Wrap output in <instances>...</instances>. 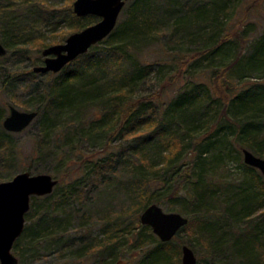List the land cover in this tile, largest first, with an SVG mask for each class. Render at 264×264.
Wrapping results in <instances>:
<instances>
[{
  "label": "trees",
  "instance_id": "16d2710c",
  "mask_svg": "<svg viewBox=\"0 0 264 264\" xmlns=\"http://www.w3.org/2000/svg\"><path fill=\"white\" fill-rule=\"evenodd\" d=\"M243 2L130 0L115 30L60 73L48 74L50 83L34 81L41 75L33 71L36 64L26 75L0 64L3 89L23 82L34 86L21 105L37 111L43 124L27 165L13 133L2 127L8 110L0 103V182L20 172H48V162L57 161L72 166L78 176L70 183L59 180V195L58 185L49 196L32 197L22 239L34 246L62 243L69 221L76 219L78 229L98 224L105 236L85 234L75 249L62 246L80 259L117 264L129 246L139 255L131 264H176L179 236L193 224L208 264H264V212L255 216L264 208V176L242 160V179H218L216 172L232 150L241 157L250 150L264 159V29L253 38V29L239 31L237 38L229 33ZM40 3L0 0L7 49L0 61L8 56L15 62L30 60L27 46L41 51L66 41L64 35L45 44L37 34L42 24L57 28L66 22L75 33L100 20L74 12L56 15L59 10L51 9L43 14ZM203 62L207 66L197 70ZM206 74L215 88L199 81ZM235 77L246 84H232ZM154 83L159 87L155 95L140 94ZM174 86L179 91L162 107L160 98ZM97 139L107 140L102 151L76 156L77 164L66 155ZM117 140L121 143L111 148ZM187 150L189 161L181 162ZM152 204H167L189 219L172 241L161 242L141 225V214Z\"/></svg>",
  "mask_w": 264,
  "mask_h": 264
},
{
  "label": "rangeland",
  "instance_id": "374dc122",
  "mask_svg": "<svg viewBox=\"0 0 264 264\" xmlns=\"http://www.w3.org/2000/svg\"><path fill=\"white\" fill-rule=\"evenodd\" d=\"M42 1L44 3H40L38 7L41 9V11H43L42 12L43 14L51 13L49 11L51 9L52 12H55L58 10L62 12L60 13L58 11L56 15L69 17L70 14L74 12L73 3L75 2V0H42ZM129 2L126 4V6L129 4ZM68 5L71 6V9ZM126 6L123 9L122 13L120 14L118 22H121L124 20L126 16ZM1 26L2 24L0 22V41L5 45L4 37L1 34ZM229 26H230L229 33L235 38H237L238 34H240V32L245 29L247 30L253 29L254 34H252V38L255 36H258L264 29V0H244L242 5L237 10L236 15L234 16L233 20L229 23ZM73 33L74 32L70 30L69 24L66 22H62L57 28L53 25L42 24L41 27L37 31V34L40 35L42 39H45V44H50L52 41H60L64 35H67V38H68ZM27 47L28 49H30V55H31L30 60L15 62L16 60H13L11 59L10 56H8V58L1 60L0 64L7 66L8 69L12 71V73H17L18 75L20 74L26 75L35 66L34 64L38 66L42 65L44 62L43 55H42V51L44 50V48L41 51H39L37 47H32V46H27ZM38 58H42V60L40 61ZM152 59L153 57L151 56L150 60ZM205 66H207V63L203 62L202 64L199 65L197 70L199 69L203 70ZM194 70L195 69H193L191 73L195 72ZM48 76H49L48 74L38 75V77L34 78V81L39 84L41 82L50 83L51 82L50 78L52 77H48ZM253 76L256 77L257 75L254 74ZM199 81L207 82L209 86H211L212 88H215L210 74H206L205 79H199ZM2 82H3V79L0 78V103L2 107L7 108L8 110L7 116L10 113L11 107H14L20 111H31V109L30 110L24 109L21 104L25 102L27 99H29V96H32V91H33L34 86H31L30 83L23 82L21 84L14 86L13 88L11 87L7 91L6 89H3ZM232 84L236 85L237 87H241L246 83H243L242 80H240L238 77H235L234 81H232ZM220 85H222V83L218 84L217 87H220ZM179 87H175V86L174 88L171 87V89H169L165 93V96L160 98L162 102L164 101L165 103L162 107L165 108L167 106V103L170 101V99L177 93V91H179ZM158 90H159V87L154 83L151 87H149L148 89H145V91L143 90L142 92H140V94L155 95ZM214 92L218 96L222 94V92L220 93V91L215 90ZM2 127H3V123H2ZM42 128H43L42 122L39 119L38 120L36 119L32 123V125L26 130H24L23 132L12 134V141L14 145H16L17 148H19L21 155L24 158V161L28 162L27 165H29V162H30L29 159L33 156L34 148H35L36 143L38 142L39 134ZM120 143L121 142L119 140L112 142L111 148L116 147ZM106 144H107V140H103V139L93 140V142L91 141L84 142L78 148H75L76 149L74 150L75 155L72 154L71 150L69 152L66 150V155L69 157H73V161L76 162L77 164L78 161H75L76 156L84 157V156L90 155L91 153L102 151L104 145ZM217 153L218 152H216V154ZM59 155H60L59 158H62L64 156V153L63 152L60 153L59 151ZM212 155L213 153L208 154V157H207L208 161L210 159L213 160ZM228 155L229 156H224L223 165H221L220 167H217L216 169L217 178L218 179H230L233 181L242 179L244 176L245 170L242 167V165H240V163H241V160L244 162V155L241 157L239 153L235 150H232L230 154ZM189 157H190V154H189V151L187 150L186 152H184L183 155H181L180 161L187 163V161H189ZM68 164L70 163L66 164L67 167H68ZM47 165L50 167L48 172H43L41 174H50L58 181L61 179H65L66 183H70L73 180L78 178L77 175L71 173L72 166H69L68 168H66L65 166H62L59 161H57L55 164H50V162H48ZM71 165H74V163L71 162ZM88 165H91V164L88 163ZM31 174L36 175V173H31ZM60 187H61V184L56 189V191L54 190L55 193H57L58 195L62 191ZM159 206L162 207V209L167 213H170V212L179 213L177 211H170L169 208L167 207V204H161ZM262 212H264V208L260 209L255 214V216L258 217V215ZM182 215L185 216L184 214ZM70 222L71 224L69 226V230L67 231V234L64 235L62 243L60 241H57V242H54L48 245L46 243H41L39 246L38 245L34 246L32 244H29V239H26V238L22 239V237H24L22 235L19 238L22 240L20 241L18 248L16 246V243L19 239L15 242L13 249H12V253L19 259V264H101V262H99L94 257L87 258V259L86 258L80 259L77 257V253H75L72 250L63 251L62 246L68 244L72 249H75L79 243V238L84 236L85 234H90L92 235V237H95V238L104 239L105 236L103 235L102 226L95 224V226L87 225L85 228L78 229L79 222L76 219H71L69 223ZM192 225L193 224L189 225L186 228V230L181 232L179 236V239H180L179 244H181L180 245L181 254H180V259H179L180 262L178 261V263L176 262V264H182V247L184 245L189 246L194 251L197 257V260H198V264H208L209 263L210 257L208 256V252L205 248V245L203 244L202 241L199 242L198 240H196V235L194 233V228L192 227ZM174 242L176 243V241ZM122 253H123L122 254L123 258L121 262H118L117 264H131L133 260L139 256L138 252H134L129 246H127L122 251Z\"/></svg>",
  "mask_w": 264,
  "mask_h": 264
},
{
  "label": "water",
  "instance_id": "95a60500",
  "mask_svg": "<svg viewBox=\"0 0 264 264\" xmlns=\"http://www.w3.org/2000/svg\"><path fill=\"white\" fill-rule=\"evenodd\" d=\"M130 0H75L73 11L79 18L95 16L100 20L71 34L62 44H55L42 51L44 62L33 68L34 73L58 74L66 66L105 40L116 28L120 14ZM7 55V49L0 41V57ZM37 111H20L10 108L3 121V128L9 133H21L37 119ZM244 163L264 176V159L250 150H243ZM59 181L50 174L32 175L18 173L13 179L0 182V264H19L12 253L15 242L22 236L26 225V214L31 209L32 197L51 195ZM140 222L149 226L153 234L164 243L172 241L189 223L180 213L165 212L158 204L149 205ZM182 264H198L194 251L187 245L182 247Z\"/></svg>",
  "mask_w": 264,
  "mask_h": 264
}]
</instances>
